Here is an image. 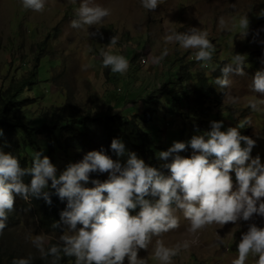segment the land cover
<instances>
[{
  "label": "rangeland",
  "instance_id": "obj_1",
  "mask_svg": "<svg viewBox=\"0 0 264 264\" xmlns=\"http://www.w3.org/2000/svg\"><path fill=\"white\" fill-rule=\"evenodd\" d=\"M81 2L46 0L44 10L35 12L24 8L22 0H0V88L8 87L12 77L22 78L39 66L41 82L29 93L36 99L25 108L32 122L39 118L50 124L55 120L73 122L80 116L94 117L97 113H116L124 108H129L133 114V101L143 103L164 86L172 62L182 66V72L190 76L189 81L193 83L192 74L205 77L214 72L216 64L223 69L232 62L235 54L250 53L255 63L246 64L245 57V75L231 73L228 88L217 84L210 105L212 116L211 112L207 113L191 138L210 131L215 117L227 128L237 127L242 136L255 140L250 156L252 159L259 156L264 164V104L260 105V111H253L249 104L253 100H264V96L251 89L255 73L264 70V0H158L157 8L151 11L142 7L141 0H93V3L108 8L110 15L100 23L76 29L71 27V21L78 18ZM242 18L249 21L247 29L240 26ZM191 28L207 33L214 48L211 60L197 61V49H183L178 42L166 43V35L173 31L187 32ZM114 36L118 37V42L113 53L123 55L129 62L125 73H114L110 67L102 66L100 50H107ZM165 47L168 55L156 62L155 58ZM84 65L88 67L85 69ZM216 76L222 78V70ZM190 82L186 86L188 94L191 93L189 101L193 104ZM216 93H219L217 98ZM165 98H162L163 104ZM117 102H122L121 108L115 109ZM109 107L112 109L108 110ZM142 112L140 109L139 114ZM171 118L167 115L164 128L168 129ZM137 121L142 124L138 118ZM241 144L246 147L243 141ZM90 151H103L121 163L120 157L104 141V136H97L95 143L85 151L79 153L71 149L68 155L57 152L56 161L53 159L56 174L59 176L70 163L80 162ZM193 154L189 144L179 155L190 158ZM166 174L170 175V171ZM89 175L90 181L104 182L109 174L94 172ZM230 175L235 190L238 188L235 172ZM85 186L94 185L89 182ZM136 212L138 210L132 214ZM8 213L16 216L0 232V245L13 251L18 258L30 259V262L44 257L32 243L37 235L44 238L47 251L51 242L61 244L60 236L68 228L61 233L44 231L39 227L36 214L30 207L24 209L22 201L15 203ZM175 214L179 226L160 236H152L147 248L139 250L138 258L144 259L146 264H161L154 254L157 240L167 247L189 241L190 246L182 248L169 264H232L238 258V244L249 225L255 223L264 227V217L254 215L249 221L241 219L226 225L213 223L193 233L183 212L177 210ZM220 239H223L222 244ZM257 260L258 256L250 254L245 264H256ZM124 264H129L127 258Z\"/></svg>",
  "mask_w": 264,
  "mask_h": 264
},
{
  "label": "clouds",
  "instance_id": "obj_2",
  "mask_svg": "<svg viewBox=\"0 0 264 264\" xmlns=\"http://www.w3.org/2000/svg\"><path fill=\"white\" fill-rule=\"evenodd\" d=\"M45 3L46 0H22L24 8L35 12H42ZM141 4L151 11L157 8L158 0H141ZM109 15L108 8L93 0H82L78 18L71 21V27L95 25ZM248 25V19L242 18L240 26L247 29ZM165 41L178 42L183 49H197V61L212 59L213 45L207 33L197 28L183 33L173 31L165 36ZM117 42L118 37L114 36L107 50H100L102 66L110 67L114 73H125L129 68L128 60L112 51ZM167 55L165 47L155 58L156 62ZM244 61V56L235 54L216 83L228 88L231 73L245 75ZM83 67L86 69L88 65ZM251 89L264 96V70L255 73ZM249 104L253 111H260L264 100H253ZM222 127V121H212L210 131L193 136L189 143L194 154L190 158L178 154L186 150L183 142H174L167 151L160 152L161 160L172 157L170 163L163 165L170 170V175L149 166L134 152L128 153L126 164L122 165L103 151H90L80 162L70 163L57 177L56 166L42 152L35 153L30 168H22L16 156L0 151V232L6 228L7 213L13 210L16 196L25 201L31 196L52 203L49 193L44 191L49 181L60 200L67 201L61 220L68 228L60 236L61 244L47 251L42 236L37 235L32 243L43 256H52L53 264L61 253L75 257L76 264H124L126 258L129 264H146L144 259L138 258L139 250L147 248L152 236H160L179 226L177 210L190 221L189 230L193 233L213 223L235 224L241 219L249 221L254 215L264 217V164L259 156L254 159L250 156L256 141L242 136L237 127L226 131H222ZM242 141L246 147H242ZM111 150L121 157L126 151L119 139H113ZM174 153L177 155L173 156ZM210 157L215 159L210 160ZM94 172L109 175L104 182L90 181L89 174ZM232 172L238 182L235 190ZM25 176L31 177L30 184L24 182ZM89 182L94 186L86 187ZM137 208L139 211L133 215ZM219 242L222 244L223 239ZM189 246L187 240L173 247L157 240L154 254L161 264H169L182 248ZM238 254L232 264H245L250 254L258 256L256 264H264V227L255 223L249 225L238 244ZM12 264H30V259L17 258Z\"/></svg>",
  "mask_w": 264,
  "mask_h": 264
},
{
  "label": "trees",
  "instance_id": "obj_3",
  "mask_svg": "<svg viewBox=\"0 0 264 264\" xmlns=\"http://www.w3.org/2000/svg\"><path fill=\"white\" fill-rule=\"evenodd\" d=\"M243 56L246 57V64L255 63L254 56L250 53ZM171 66L164 86L158 89V92L154 91V94L143 100V103L133 101L131 106L135 109L133 114L129 108H124L116 113L103 112L97 113L94 117L80 116L73 122L64 123L55 120L50 124L41 118L32 122L25 110L36 99L31 98L29 93L41 82L39 66L36 65L28 75L22 78L14 76L8 87L0 88V151L12 153L18 158L22 168H30L36 152H42L55 164L53 159L55 158L56 161L57 152L68 155L69 150L75 149L80 153L95 143V137L104 136V141L110 147L113 139H119L124 143L125 155L119 156L122 165L126 164L128 153L134 152L146 164L164 171L163 173L167 175L166 172L170 170L163 165L170 163L172 157L164 161L158 158V154L167 151L174 142L190 144L191 136L197 132L199 123L208 112L209 114L211 112L210 105L218 87L216 74L222 70V66L216 64L213 67L214 72L205 77L192 74V83L189 81L190 76H185L182 72V66H176L174 62ZM173 66L176 67L173 69ZM187 82H190L193 87V104L189 101L191 93L188 94ZM219 93H216V98ZM163 97H166L164 104ZM120 103L117 102L114 105L115 109L121 108ZM161 103L163 105L160 107ZM109 109L112 108L109 107ZM140 109L143 111L142 114H139ZM133 115L135 118H132ZM167 115L172 116L168 121V129L163 127ZM137 118L142 121V124L137 121ZM212 120L222 121L215 117ZM227 129V126L223 124L221 130ZM181 153L184 151L178 154L181 155ZM175 155L177 154L174 153L173 156ZM23 179L25 183L30 184V176H25ZM44 191L49 193L51 204L43 198L37 199L31 196L27 201L16 196L15 203L22 201L24 209L30 207L38 217L39 227L44 231L61 233L67 228L61 220V212L66 209L67 201L60 200L56 190L51 187V181ZM146 199L153 198L146 197ZM136 210L139 211V208ZM15 216L7 213L6 223L13 220ZM55 224H59V227H53ZM54 245L59 244L53 241L49 248ZM17 258L13 251L0 245V264H12V261ZM53 260L52 256H44L30 264H53ZM75 263V257L65 256L63 253L60 254V259L55 261V264Z\"/></svg>",
  "mask_w": 264,
  "mask_h": 264
},
{
  "label": "built area",
  "instance_id": "obj_4",
  "mask_svg": "<svg viewBox=\"0 0 264 264\" xmlns=\"http://www.w3.org/2000/svg\"><path fill=\"white\" fill-rule=\"evenodd\" d=\"M144 61H146V60H144Z\"/></svg>",
  "mask_w": 264,
  "mask_h": 264
},
{
  "label": "bare ground",
  "instance_id": "obj_5",
  "mask_svg": "<svg viewBox=\"0 0 264 264\" xmlns=\"http://www.w3.org/2000/svg\"><path fill=\"white\" fill-rule=\"evenodd\" d=\"M192 234V233H191Z\"/></svg>",
  "mask_w": 264,
  "mask_h": 264
}]
</instances>
